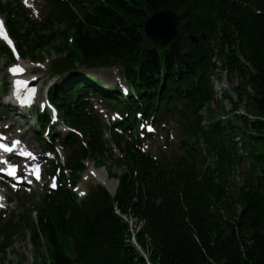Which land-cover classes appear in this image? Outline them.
<instances>
[{"label":"trees","instance_id":"1","mask_svg":"<svg viewBox=\"0 0 264 264\" xmlns=\"http://www.w3.org/2000/svg\"><path fill=\"white\" fill-rule=\"evenodd\" d=\"M47 2L42 22L19 15L14 2L0 0V14L19 57L61 52L45 94L58 122L47 107L34 106L28 117L42 152L55 153L56 144L66 159L50 165L62 173L33 202L35 221L14 214L0 224V254L27 228L48 246L49 264H264V0ZM164 8L188 14L177 38L157 48L143 24ZM0 52L12 55L4 43ZM110 66L118 72L112 85L76 72ZM217 69L238 79L250 118H218L208 107ZM93 99L115 114L109 123ZM170 119L180 152L157 159L136 132L146 123L165 129ZM112 149L123 168L117 175L106 167L118 181L114 195L96 185L78 200L72 188L83 162L103 163Z\"/></svg>","mask_w":264,"mask_h":264},{"label":"rangeland","instance_id":"2","mask_svg":"<svg viewBox=\"0 0 264 264\" xmlns=\"http://www.w3.org/2000/svg\"><path fill=\"white\" fill-rule=\"evenodd\" d=\"M3 1H7L9 3L14 2V4H17L19 15L23 13L32 22H42L46 19V16L50 10V4L47 2V0ZM0 18L5 22V19L2 15H0ZM61 28L62 26L57 22H54L52 25V29L55 30V32L60 31ZM3 42L4 40L0 38V44ZM39 52L41 54L40 56H26L23 59L19 58V56L12 52L11 56L0 52V104H3L4 106L9 104V107H7V112L5 114L0 113V129L11 134L13 137H17L20 142L16 150L17 153L23 146L32 148L36 152L34 161L39 164L42 173V177L37 180L38 184L34 186L30 192H24L19 187L14 188L9 186L6 179L0 178V193L2 192L5 195L4 202H0V224L8 221V219L14 214L25 216L28 222H30V218L35 221L36 216L33 212V202L35 203L36 201H39V198L47 188H53L54 184L56 186V181L58 179L57 174V178L54 180L49 163L53 164L58 162L61 166H63L66 159V151L64 149L57 148L55 156L51 153L45 154V156L48 158V160H46L38 146V140L33 136V133L29 128L30 124L35 126L33 117L30 118V123L27 117L28 112H32V106L39 107L40 110H43L44 105L48 106L45 100L46 90L50 85L54 84V77L50 74L51 62L60 59V55H58V53H61L56 52L53 49H49L47 52L40 50ZM64 54L65 53L63 52V55ZM18 65H21L23 67H21V69H24V73H21L23 74L21 76H32L38 79L36 86H34L36 89L35 95L32 97V94H30L29 101L23 104L20 101L21 97H17L18 92L16 94L15 90H11L13 80L12 75L15 74L14 72H16L13 71V68L20 69V67H17ZM77 70L78 71L76 72L81 71L80 73L85 74L88 72L95 73L99 78L107 81L110 85L118 82L117 73L113 68L88 70L84 67H78ZM217 71H219V77L221 79L219 82L213 81L214 88L216 90V97L208 107L213 110V113L217 115L218 118L227 115L234 119L235 116L232 115L235 113L242 114L244 117L250 118L252 114L248 112L247 100L244 93L239 94L235 89L238 79L234 75L229 74L226 70L217 69ZM16 76L19 75L17 74ZM3 84H5V87L8 89V91L5 93H2L1 90L2 86H4ZM121 86L125 87L126 85L122 83ZM246 89L249 90V88ZM241 90L243 92L242 88ZM92 101L94 102L95 100L93 99ZM95 103L96 102H94V104ZM110 113L111 111H108V113L106 112L105 116L103 115V117L107 119L108 114ZM175 122V119H170L167 122L168 124L166 123V126H164L165 129H160V127L153 128L154 130H151L148 134L144 133L140 129L138 134L139 132L144 134V138L142 140V147L144 151L155 158L162 160L179 154V128ZM147 125L148 124L145 126ZM59 126L62 125L58 124L56 126L57 129H59ZM0 140H2V138H0ZM7 141L10 142L11 138H7ZM112 150V155L107 154L103 159V163H99L93 159L83 162L84 170L80 173H77L78 179L74 187V191L77 195H82L83 191H85L87 188H92L96 185L102 186V184H100L97 180V174H105V176L109 179L114 181L117 180L112 177L111 174L119 175L123 172V168L118 166L116 161L118 160L119 152L114 149ZM102 164H105V166ZM106 167L109 169V172L111 173L110 175L107 174ZM237 170L240 172V167H238ZM61 173L62 172L60 171L59 174ZM236 181L241 182V178L237 177ZM28 216H30V218ZM130 225L132 227L136 226L135 222L132 221H130ZM49 263L50 253L48 251V246L44 242L37 244L34 234L32 231H30V229L27 228L24 232L18 234L14 238L12 246H10L4 253L0 254V264Z\"/></svg>","mask_w":264,"mask_h":264},{"label":"water","instance_id":"3","mask_svg":"<svg viewBox=\"0 0 264 264\" xmlns=\"http://www.w3.org/2000/svg\"><path fill=\"white\" fill-rule=\"evenodd\" d=\"M187 14V12L178 14L167 8L155 11L143 24L146 38L157 48L168 47L177 38L178 25L187 17ZM191 41L195 43L196 39L191 37ZM109 68L114 69V66Z\"/></svg>","mask_w":264,"mask_h":264},{"label":"bare ground","instance_id":"4","mask_svg":"<svg viewBox=\"0 0 264 264\" xmlns=\"http://www.w3.org/2000/svg\"><path fill=\"white\" fill-rule=\"evenodd\" d=\"M0 21H1V19H0ZM2 30H3V33H5L6 34V37L7 38H5V35L4 34H0V37L2 38V39H4V40H8V35H7V33H6V31H5V27H4V24H2ZM10 44H12V43H10ZM19 67H21V66H19ZM19 76L21 75V74H18ZM14 76H16V74H13L12 75V77H14ZM20 78H24V79H26L27 81H28V83L29 84H31V86H32V88H33V90L34 91H32V97L35 95V91H36V89L34 88V86H35V84L38 82V79L37 78H34V77H32V76H29V77H20ZM37 79V81L35 82V80ZM14 80L15 79H13V83H14ZM33 99V98H32ZM60 131H62V130H60ZM26 163V162H25ZM97 176V180H98V182L100 183V184H102V186L109 192V193H111V194H114L115 193V190H116V181H114V180H111V179H109L108 177H106L105 176V174L104 175H96ZM4 200H5V195L1 192L0 193V202H4Z\"/></svg>","mask_w":264,"mask_h":264},{"label":"snow or ice","instance_id":"5","mask_svg":"<svg viewBox=\"0 0 264 264\" xmlns=\"http://www.w3.org/2000/svg\"><path fill=\"white\" fill-rule=\"evenodd\" d=\"M2 24H3V22L0 21V34H4V35H5V38H7V37H6V34L3 33V30H2ZM9 43H11V41H9ZM16 70H17L16 68H13V71H16ZM22 83H26V82H23V81H19V82H18V84H22ZM33 91H34V90H33ZM5 147H7V146H5ZM53 186L55 187V184H54Z\"/></svg>","mask_w":264,"mask_h":264}]
</instances>
